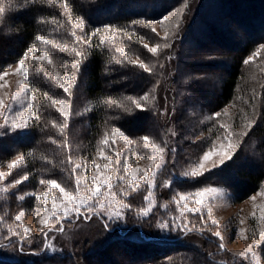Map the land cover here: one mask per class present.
I'll list each match as a JSON object with an SVG mask.
<instances>
[{"label": "trees", "instance_id": "trees-1", "mask_svg": "<svg viewBox=\"0 0 264 264\" xmlns=\"http://www.w3.org/2000/svg\"><path fill=\"white\" fill-rule=\"evenodd\" d=\"M193 1L195 0H60L57 4L54 0H9V4L5 5V13L0 15V70L4 71L18 63L24 58L25 52L34 47L40 52L47 51L56 65L61 62L65 73L72 74L77 80L83 79V86H73L76 93L70 96L61 93L63 89L56 80L55 67H36L31 62L32 53L28 55V81L35 93L34 111L40 118L33 119L32 126L24 134L11 136L5 143L8 147L0 149V162L17 153L24 154L29 162L27 173L30 179L25 191L31 192V195L23 202L26 207L35 204L36 197L33 193L41 194L45 190L47 184L41 185L42 179H56L70 190L75 187L73 169L69 163L71 153L68 142L74 131L69 124L67 127L71 132L65 130L61 135L59 128L54 127L52 122L55 121L57 125H64L65 122L77 125L80 118L70 117L65 121L48 100V96L57 100H69L72 97L74 112L85 111L83 118L88 119V126L82 140L90 147L89 150L97 147L112 128L119 129L136 143L147 135L161 141L163 139L164 142L169 138L168 143L172 145L169 117L179 114L181 125L177 128V142L170 148L182 150L191 156V151L201 155L208 150L217 136L218 117L214 113L227 106H237L242 109L239 110L240 114H236L235 119L229 118L227 125L235 127L237 118L242 120L243 117H250L252 126L232 160L195 179L174 178L171 183L183 193L196 191L199 187L221 185L234 203L242 202L262 190L264 59L247 65L244 60L264 44V0H203L204 7L192 15L189 4ZM65 2L69 5L67 12L63 8ZM180 6L185 8L179 26L170 35V46L161 53L160 65L156 69L161 74L162 58L169 57L173 77L167 89L170 90L173 103L170 114L164 118L159 101L153 106L144 105L148 110L141 111L126 99L128 96L139 99L151 92L158 79V72H147L129 63V60L133 61L134 57L148 64L154 58L144 48L143 42L156 41L157 37L151 30L152 24L161 22ZM81 19L85 22L83 31L73 27ZM134 21L143 23H133ZM106 26L115 32V38L100 45L99 40ZM97 28L101 29V34L92 36L90 44L76 41L71 36V32L75 31L84 40H89L90 34ZM39 36H44L53 43L45 45L37 40ZM139 37H143V41ZM212 43L218 44V48H212ZM55 44H67L68 49L61 51ZM117 48H123L124 53L117 52ZM73 49L84 53L79 70L72 67V63L80 59ZM125 56L128 57L127 60ZM188 57L194 58L188 62ZM116 60L122 63L117 64ZM223 69L225 72L222 74ZM214 85L217 90L211 93L212 97L207 101L205 95ZM181 89L190 94L195 106L202 109L201 112H208L213 119L208 123L186 126L185 123L190 124L191 119L183 111L185 108L188 110L189 103H181L182 110L180 109L177 92ZM117 101L129 110L116 107ZM254 105L256 113H251ZM194 127L196 128L192 130ZM203 133L204 136L200 138ZM80 134L83 136L84 132ZM200 145H203L202 148ZM178 153L172 152L173 159L179 158ZM246 164L253 166V169L243 170ZM166 171L167 169L161 176L165 180ZM236 178L243 179V183ZM156 186L158 188L155 189V194L160 198L163 191L161 192L159 184ZM140 193H143L142 189L131 195L128 202L143 206L146 200ZM15 197L16 194L12 191H0V264H98L99 261H93L95 255L100 257L98 259L103 264H119L107 255L115 247H123L133 255L131 258L134 262L123 260L120 264H225L218 258L224 250L219 249L216 239L202 232H194L199 237L203 236L206 241L203 248H198L183 239L187 233L178 237H163L160 231H151L147 221L132 224L128 229L139 230L140 237H131L128 230H121L117 231L116 237L110 242L85 248L78 256L48 255L43 248L39 249L41 244L33 243L28 246L26 237L8 238L5 228L1 227L3 219H9L3 210L9 212V216L13 215L10 211L14 209L12 200ZM23 203L16 205L23 206ZM27 246L30 249H24Z\"/></svg>", "mask_w": 264, "mask_h": 264}, {"label": "rangeland", "instance_id": "rangeland-1", "mask_svg": "<svg viewBox=\"0 0 264 264\" xmlns=\"http://www.w3.org/2000/svg\"><path fill=\"white\" fill-rule=\"evenodd\" d=\"M205 1L203 0H195L191 2V5L189 4V8L191 11V14H195L197 11L201 10L204 7ZM185 6L178 7L173 14L167 17V20L163 19L161 22L153 23L152 26L156 29L155 36L157 37L156 41L151 42L148 40V42H143V45L146 43L149 47H154L156 44H160L161 47L158 49L157 54H153L149 52L146 48V50L154 57L149 63L148 66L151 70H154L155 72H158L156 70L160 65L161 60V53L166 51L168 47H164L165 44L169 45L170 42V35L175 33V30L179 26V20L183 15ZM179 9V11H178ZM231 28V27H230ZM233 29V27H232ZM167 34V38L166 37ZM218 44L212 43L210 46L212 48H218ZM220 48V47H219ZM223 49V48H220ZM233 52V51H232ZM43 52L37 51L35 52L36 56L42 55ZM32 57V54L30 55ZM52 58V57H51ZM192 58V59H191ZM194 57H188L186 58L188 62L192 61ZM264 59V50L260 51V54L258 56H255L253 58V61L256 60H263ZM133 61H137V64L139 63L138 58L132 57ZM27 59H25V65L27 66ZM31 62L36 67H42L45 68L46 66H49L51 69L55 67L56 75L60 76L59 83H64L66 86H70L71 94L76 93L75 88L69 84V81L67 80V76L69 73H65L63 66L61 65V62L55 63V61L52 58V64H48L46 61H33ZM43 65V66H41ZM162 72L159 74L158 72V79L156 81V85L151 89V97L150 102L147 104H150L153 106L154 103L159 101V107L161 110V113L164 118H167V115L170 114V111L172 110V96L170 94V90L167 89V86H170L169 81L172 80V62L170 61L169 57L162 58ZM19 67L18 63H15L8 67L6 70L9 74L4 77L3 80H0V84L4 85V87H0V97L4 98L5 104L7 105L6 109L4 110V115L0 116V125H4L5 119L11 120L14 118L15 113L19 110L21 105L19 103H13L15 94L19 91L21 93V99L24 101V103H27V97L25 96L24 87L25 85L28 88L29 93H33L29 86L28 76L24 77L21 74L17 72V68ZM28 67V66H27ZM46 69V68H45ZM50 69V71H51ZM225 70L223 69L221 73L223 74ZM83 86V79H78L74 77V86ZM214 88L211 89L207 95H205V98L207 101H209L212 97V92L214 90H217L215 85ZM177 89V88H176ZM177 91V90H176ZM197 94L199 95V90L197 89ZM63 90H61V93ZM179 102L181 108V103L188 102V110L185 108L183 112H186L187 116L191 119L190 124H186L188 127H192L193 125H199L208 123L210 119H208L209 113L208 112H201L202 109H198L195 105L194 99L190 96L188 92L181 89L177 92ZM152 97H154V101L152 100ZM189 97H191L189 99ZM183 98V99H182ZM209 99V100H208ZM70 103V112L71 116L74 118H80L77 125L73 123L65 122L67 125L70 124L72 127V136H70V139L68 142L70 143V153H71V167L74 168L75 164H81L86 171H82L81 169H76L75 173L72 174V178L75 181L76 177H79L81 180V185L84 183H88L90 185L91 180V174L93 172V165L92 160L95 158L96 163L99 165H103L107 163L106 160L102 159L98 149H103L104 154L109 156L113 164L110 166V169L106 171V175L113 176L116 179L112 180V183L114 184L113 192L116 193V198L118 200H122L124 203L131 205L130 208H121L120 211L122 212L121 217L119 218H109L107 212L105 210H101L99 208H96L94 213H87L86 210H82V214L79 218L75 217L74 215L70 216L67 219H64L60 224H55V228H51V225L55 223V217L52 221H50V228H44L41 224V219L44 216V200L43 197H41L40 200H36L35 204L31 207H26L24 205V200H27L26 197L31 195V192H26V185L28 184V181L30 179L29 173H27V165L28 161L27 158L22 153H17L14 157L5 160L4 162H0V172L5 173L4 179H0V189L7 188L8 191H12L16 194V197L12 200V209L10 212L13 215L9 216V212L6 210H3L7 213L9 219L4 220L3 224H1V227L5 228V231L8 234V238L13 237L11 232L9 231V228L23 232V228L27 227L31 229V235L25 237L27 238V244L30 246L33 243H38L40 245L39 249H42L46 252L48 255H76L78 256L79 253L84 252L85 248L88 247H95L97 244H105L110 242L114 237H116L117 231L120 232L121 230L127 231L132 224H140L142 221L148 222V227H151V231H160L161 236L163 237H178L179 235H182L184 233H187L185 236V239L187 243H190L191 245L203 248L204 245H206L205 238L199 237L196 235V233L202 232L203 234H206L213 239H216L219 243L220 240L213 235L215 231H220L223 236V243L225 246L224 252L218 256L219 259L223 260L225 264H254V261H252L250 258L247 262L239 255L241 253H247V250L249 246H253V251L257 252V254L260 256V264H264V241H261L260 239V233L264 231V195L261 193L264 192V185L262 187V190L258 191L255 194H252L250 197H248L246 200L238 203L232 202L230 199V194L225 189V187L221 185L216 186H205V187H199L196 191H189V193H183L180 192L178 189H175L173 184L171 183L170 187L164 186L165 181H171L174 178H181V179H195L196 177H200L202 175H197L195 177L191 176H185L184 173L186 172H193L197 170V165L199 162H201V158L204 154V152L208 151L205 150L201 155L196 154L195 152H192L191 154H186L182 150H175L170 147L173 145L175 146L177 142V128L179 125H181L180 122V116L178 115H170V131H171V140L172 145L168 143L169 138L166 140L167 146L166 150L163 153L164 157V164L162 168H159L157 170V175L155 177V188L152 189V196L151 200L154 201V205L152 207V211L148 216H142L139 215V210L143 207L147 206V201H145V204L142 206L140 203L138 204H132L130 201L131 195H135L139 193V190L142 189L143 193H140L142 196H146L148 194L149 188L148 186L141 181V187L140 189L136 191H131L129 186L125 183L123 185H117L118 177L121 175L125 176V180H127L129 177L126 175L123 169L124 160L127 157L128 158V167L131 168H138L142 170H147L149 173V178H151V172L152 168L155 167L153 164V161L151 159L152 152L150 147H145V142L143 139L139 141L138 143L133 142L129 138H127L125 135H116L113 136L112 132L110 131L107 136L109 143L107 145H104L102 143H98L97 147H93L90 149V147H87L88 145L83 141L84 135H86V128L88 126V119L83 118L85 111H83L81 114H77L74 112V106L72 105V97L69 98V100H66ZM34 103V101H33ZM142 104L144 102H141ZM146 105V104H145ZM56 109L59 107V104L54 106ZM55 109V110H56ZM11 110V111H9ZM242 110L237 106H227L223 110L216 112L220 113V116L218 117V133L217 136L214 137V140L212 141V147L213 145L218 150L221 144L227 143L225 140V136L228 132L232 133L231 139L233 143H238V147L235 150V154L238 151V149L242 146L244 138L247 135H241L244 132H247L250 130L252 124L249 119H246L243 117L242 120H239L237 118L235 127H231L227 125L228 119L230 118L235 119L236 114H240V111ZM254 111V112H253ZM255 112V105L253 106L251 113ZM179 113V111H178ZM214 113V114H216ZM250 113V116H251ZM24 114L27 115V110H24ZM179 116V118H178ZM200 120V121H199ZM33 121V120H31ZM30 121V124L32 126V123ZM221 125H224L225 127H221ZM250 125V127H248ZM81 128H80V127ZM30 128V127H29ZM28 128V129H29ZM196 127H194L192 130H194ZM26 130H17L15 132L7 131L5 128L0 127V149L4 147H8L7 144H5L7 141H9L10 137L13 135L18 134H24L28 131ZM66 131L71 132L70 128L66 127ZM209 130H212L210 128ZM80 132H84L83 136L80 134ZM204 136V133L200 138ZM77 137V138H76ZM104 137L102 138V140ZM150 139L153 140V142L160 144L161 146H164L165 142L162 139V141L159 138L156 137H150ZM101 140V141H102ZM132 141L131 144L128 143V141ZM170 142V141H169ZM203 145H200L199 147L202 148ZM97 148V149H96ZM179 152L178 159H173L174 156H172V152ZM118 154V156H117ZM233 155V157L235 156ZM159 155V154H157ZM17 156L22 157V161L18 163L17 166L13 168H9L8 164L12 163L13 160L16 159ZM119 158L121 161V164L119 166V171H116L117 166L115 165L116 159ZM219 159L220 157L218 155H214L212 158V161L206 163V168H212V164L216 163L219 165ZM229 162V161H227ZM226 162V163H227ZM157 164L160 163L159 160L156 162ZM225 163V164H226ZM171 167V169L169 168ZM221 166H217L214 169L220 168ZM253 166L247 165L243 170H251ZM165 169H167V173L165 175V179H162L161 176L164 173ZM212 169V170H214ZM173 172V173H172ZM210 171H205L204 174L208 173ZM203 174V175H204ZM27 175L28 179L23 180V176ZM139 176H142L143 173H139ZM22 180V183L14 185V181L16 180ZM236 180H239L243 183V179L236 178ZM160 185L161 192L163 191V194L160 195V198L157 197L155 194V189L158 188L156 185ZM14 185V186H13ZM76 187V185H75ZM75 187L70 190L75 192ZM121 187H123L125 190L129 192L127 196H123L120 194ZM211 188H219L223 190V195L211 193V192H205L204 194V204L197 205L194 201L196 199H200V197L196 196L197 192H203L205 189H211ZM45 190L49 193V199H48V208L51 209V198L56 197L57 203L61 200V194L59 193L58 189H52L46 185ZM20 190V191H19ZM175 190V191H174ZM104 195L100 197L101 200L107 205L109 203V197H108V190L105 188ZM174 192V193H173ZM41 193V194H42ZM27 194V195H25ZM83 194V191H82ZM183 194L188 196V206L189 207H202V210L205 212L203 221L201 220V216L199 213H189L187 210H185V216L181 217L180 215V207L183 206V203L181 205H177L175 203V200L179 199V195ZM19 195H25V199L23 201H20L17 199ZM255 196V200L251 199V197ZM175 198V199H174ZM160 201V203H159ZM17 203H23V206H17ZM161 204V206L159 205ZM167 205V207H165ZM160 206V207H159ZM211 209V215L209 216L207 214V209ZM20 211H23L25 215L22 217L21 221H16L14 217L19 214ZM85 215H89L90 219H85ZM215 219L218 222L217 225H213L211 221ZM240 221H243V223H240ZM161 223H167L169 224V228L167 229H161L159 225ZM179 224H187L188 228L191 229L190 231H186L182 228L177 227L176 225ZM60 227H63L64 231L59 232L55 229H59ZM211 229V231H209ZM238 229H243V233L238 232ZM131 237H140L141 234L139 230H128ZM191 232V233H190ZM45 233L47 234V238L45 236ZM190 233V235H188ZM201 233V234H202ZM201 236V235H200ZM47 242H51L53 248H55V251H52L45 247V244ZM257 243L260 244L259 248H256L255 246ZM25 247L24 249H30L29 247ZM216 250V248H213ZM100 250V249H99ZM113 252V253H112ZM108 256H111L113 258V262L121 263L123 260H129L131 262H134V260L131 258L133 256L131 253L127 252L123 247H115L111 249V252H108ZM96 257L93 258V261H99L98 264H103V262H100V260ZM105 264V263H104Z\"/></svg>", "mask_w": 264, "mask_h": 264}, {"label": "snow or ice", "instance_id": "snow-or-ice-1", "mask_svg": "<svg viewBox=\"0 0 264 264\" xmlns=\"http://www.w3.org/2000/svg\"><path fill=\"white\" fill-rule=\"evenodd\" d=\"M60 0H54V3L59 4ZM9 4V0H0V15L4 14L6 11L5 5ZM63 8L64 10L67 12L69 10V5L68 3H64L63 4ZM179 11V9H178ZM165 20H167V16L164 17ZM133 23H143V22H138V21H134ZM150 26V25H149ZM74 28L80 29L81 31L84 30L85 28V22L81 19L78 22H76L73 25ZM152 32H155L156 29L153 27ZM107 33H112L111 35H108ZM101 34V29L97 28L95 29L89 36V40H84L82 36H78L77 33L75 31L71 32V36L76 40V41H83L85 44H90V40L92 36H97ZM115 38V32L111 29V27L106 26L104 29V34L101 35V38L99 40V44L103 45L106 42H111L113 41ZM167 38V34L166 37ZM129 39H131V37H129ZM140 41H143V37H139L138 38ZM37 40H39L41 43L45 44V45H49L52 44L53 42L49 39H46L44 36H39L37 37ZM56 48L60 49L61 51H66L68 49V45L64 44L63 46H61L60 44H55L54 45ZM144 48H146L149 52L153 53L154 55L157 54L158 49L161 47L160 44H156V46L154 47H149L148 44H144L143 45ZM170 45L165 44L164 47H169ZM264 50V44L260 45V48L257 49L256 52L253 53L252 56H250L248 59L244 60V64H249L250 62L253 61V58L255 56H258L260 54V51ZM37 51L36 48H29L27 52H25L24 54V58L20 59L18 61V65L19 67L17 68V72L19 74H21L24 77H27L29 74V70L28 67L25 65V59L28 58L29 53H32V60L33 61H46L48 64H52V58L49 55V53L47 51H44L42 53V55L40 56H36L35 52ZM73 51H75V54L77 57H79L80 59L74 61L72 63V67L74 69L79 70V68L81 67V60L83 59L84 53L82 51H76L75 49H73ZM117 52L123 54L124 53V49L123 48H117L116 49ZM115 59V58H113ZM125 59L127 60L128 57L125 56ZM117 64L122 63V61L120 60H116L115 61ZM129 63L133 64L134 66H139L140 68L144 69L147 72H151V69L149 68L148 64L144 63L143 61H139L138 65H137V61H131L129 60ZM9 73L7 71H3L0 70V80H3L4 77H6ZM57 82L60 81V76L57 75L56 77ZM67 80L69 81V84L71 86H74V76L72 74H69L67 76ZM0 87H4V85L0 84ZM59 87L63 89V92L68 94L69 96L71 95V90H70V86H66L64 83H59ZM24 92H25V96L27 97V103L25 104L24 101L21 99V93L18 91L15 94L13 103H19L21 105V107L19 108V110L15 113V116L13 119L8 120L5 119V123L4 125H0V127L5 128L7 131H12L15 132L17 130H26L29 127H31L30 121L35 119V120H39V115L37 114L36 111H34V106H33V101L35 100V93H29L28 92V88L25 85L24 87ZM150 97H151V92L149 93H145L144 95H142L141 97H139V99L132 97V96H128L126 99L128 101H130L133 105H135L136 109H139L141 111H147L148 109L146 107H144L145 104L150 102ZM154 97H152V100L154 101ZM48 100L51 101V104L53 106L59 104V107L56 109L61 116L64 118L65 121H67L70 116H71V112H70V103L68 101H66L65 99H55L52 96H48ZM141 102H144L143 104ZM116 107L124 109L126 111H128L129 109L125 108V105L121 104L119 101L116 102ZM7 105L5 104V100L4 98L0 97V116L4 115V110L6 109ZM27 110V115L24 114V110ZM11 111V110H9ZM87 111V109H86ZM78 115L81 113H77ZM216 117L220 116V113H216L215 114ZM208 119H213V117H209ZM54 127H58L59 128V133L61 135L64 134L65 128L67 127V124L65 123L64 125H57L55 123V121L52 122ZM221 127H225L224 125H221ZM248 127H250V125H248ZM111 132L113 134V136L116 135H121L123 136L124 133L121 132L119 129L117 128H112ZM241 135H247V132L242 133ZM232 133L228 132L225 136V140L227 141L226 145L225 144H221L219 149L217 150L215 148V146L213 145L212 147L209 148L208 151L204 152L202 158H201V162L198 163L197 165V170L193 171V172H186L184 173L185 176H191V177H195L197 175H203L205 171H212V169L216 168L217 166H223L225 165V163L227 161L232 160L233 155L235 154V150L236 148L239 146L238 143H233L232 139H231ZM143 141L145 142V147H150L151 152H152V156L151 159L153 161V164L155 165V167L152 168V172H151V178H149V173L147 170H142V169H138V168H131L129 169L128 167V158L126 157L124 160V164H123V169L124 172L126 173V175H128V179L125 180V176L121 175L118 177L117 180V185H123V184H127L130 188L131 191H136L138 189H140L141 187V181H143L149 188L148 194L144 197V199L148 202L146 207H143L139 210V215L142 216H148L151 211H152V207L154 205V201H152L150 198L152 196V189L155 188V177L157 175V170L159 168L163 167L164 164V157H163V153L166 150V142L164 144V146H161L160 144H157L155 142H153L152 139H150L149 136H144L142 137ZM100 143L107 145L109 143L108 140V136L107 134H105V137L102 141H100ZM129 144L132 143V141H128ZM99 154L101 156L102 159L106 160L107 163L103 164L102 166L96 163L95 158H93L92 160V165H93V172L91 174L90 180L91 183L90 185L88 183H84L83 185H81V180L79 177L75 178V192L70 191L68 189H66L64 186H62L60 183L57 182L56 179H48L47 181L45 180H40V184L44 185L47 184L48 187L52 188V189H58L59 193L61 194V200L59 203H57V199L56 197H52L51 198V209L48 208V199H49V193L47 191L43 192L42 194H35L33 193L32 195H35L37 200H40L41 197H43L44 200V216L41 219V224L43 225L44 228H50V221L53 220V218L55 217V223H53L51 225V228H55V224H60L64 219L69 218L70 216L74 215L75 217L79 218L80 215L82 214V210H86L87 213H94L96 208H99L101 210H105L109 216V218H119L122 215V212L120 211L121 208H130L131 205L124 203L122 200H118L116 198V193L113 192V188H114V184L112 183L113 179H116L113 176H109L106 175V171L110 169V166H112L113 161L112 159L104 154V150L103 149H98ZM159 154V155H157ZM30 155V154H29ZM214 155H218L220 157L219 159V165H217L216 163L212 164V168H206V163L212 161V158ZM118 156V154H117ZM157 160L160 161L159 164H157ZM22 161V157L17 156L15 160L12 161V163L8 164V167L11 169L15 166L18 165L19 162ZM69 163H72L71 157H69ZM121 164V161L119 158L116 159L115 161V165L117 166L116 171H119V166ZM76 169H81L82 171H86V169H84L82 167L81 164H75L74 168H73V173H75ZM143 173L142 176H139V173ZM5 177V173L0 172V179H4ZM28 176L24 175L23 176V180H27ZM22 183V180L18 179L16 181H14V185L20 184ZM13 185V186H14ZM164 186L166 187H170L171 186V181H167L165 182ZM108 190V197H109V203L106 205L103 200L100 199V197L102 195H104V189ZM0 191L2 192H7L8 189L7 188H3L0 189ZM83 191V194H82ZM205 192H211V193H215V194H219V195H223V190L219 189V188H211V189H205L203 192H197L196 196L200 197V199H196L194 202L197 205H203L204 204V194ZM120 194L123 196H127L129 194V192L127 190H125L123 187H121L120 190ZM262 195H264V192L261 193ZM27 195V194H25ZM25 195H19L17 197L18 200L23 201L25 199ZM255 196L251 197V199L255 200ZM175 199V198H174ZM188 196L180 194L179 195V199L175 200V203L177 205H181V203H183V206L180 207L179 211H180V215L181 217L185 216V210H187V212L189 213H199L201 216V220L203 221L204 219V215L205 212L202 210V207H189L188 206ZM165 207H167V205H165ZM207 214L210 216L211 215V209H207ZM25 215V213L23 211H20L19 214H17L14 219L16 221H21L22 222V217ZM91 217L89 215H85V219H90ZM211 223L213 225H217L218 226V222L213 219L211 221ZM240 223H243V221H240ZM179 228H182L186 231H190L191 229L188 228L187 224H179L176 225ZM159 227L161 229H167L169 228V224L167 223H161L159 225ZM56 231L59 232H63L64 229L63 227H60L59 229H55ZM9 231L11 232V234L13 236H17L20 237L21 239H23L25 237V235L30 236L31 235V229L24 227L23 228V232H19L16 230H13L11 228H9ZM209 231H211V229H209ZM243 229H238V232L243 233ZM213 235L215 237H217L220 240V243L218 245L220 250H225V246L223 243V236L221 234L220 231H215L213 233ZM45 236L47 238V234L45 233ZM260 239L261 241H264V231H262L260 233ZM45 247L55 251V248H53L51 242H47L45 244ZM256 248L260 247V244L257 243V245L255 246ZM244 260L245 262H247L249 260V258L254 261V264H260V256L257 254V252L253 251V246H249L247 253H241L239 254Z\"/></svg>", "mask_w": 264, "mask_h": 264}]
</instances>
